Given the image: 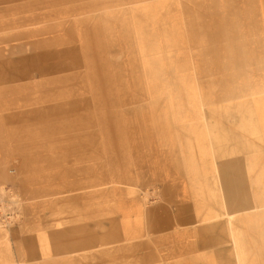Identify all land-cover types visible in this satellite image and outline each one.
<instances>
[{
	"label": "rangeland",
	"instance_id": "1",
	"mask_svg": "<svg viewBox=\"0 0 264 264\" xmlns=\"http://www.w3.org/2000/svg\"><path fill=\"white\" fill-rule=\"evenodd\" d=\"M263 15L264 0H0V200L17 214L0 226L3 264H30L18 241L43 236V216L56 229L58 203L108 191L115 209L123 188L151 205L138 166L150 165L149 134L161 141L174 125L176 84L194 98L195 83L199 96L200 83L239 72L240 30ZM244 240L238 264L261 260Z\"/></svg>",
	"mask_w": 264,
	"mask_h": 264
},
{
	"label": "crops",
	"instance_id": "2",
	"mask_svg": "<svg viewBox=\"0 0 264 264\" xmlns=\"http://www.w3.org/2000/svg\"><path fill=\"white\" fill-rule=\"evenodd\" d=\"M244 23L239 72L200 83L199 96L195 83L193 127L165 123L163 147L157 135L147 137L150 165L138 167L152 180L151 205L123 188L115 209L108 191L99 203L91 196L58 203L56 229L43 216V236L18 241L30 264H238L234 244L242 250L244 234L254 254L264 250V15ZM229 38L221 48L231 47ZM141 223L153 240L142 238ZM260 259L253 263L264 264L263 252Z\"/></svg>",
	"mask_w": 264,
	"mask_h": 264
},
{
	"label": "bare ground",
	"instance_id": "3",
	"mask_svg": "<svg viewBox=\"0 0 264 264\" xmlns=\"http://www.w3.org/2000/svg\"><path fill=\"white\" fill-rule=\"evenodd\" d=\"M145 8H149V6L147 5ZM173 98V107L175 108L173 121L181 125L183 129H187L186 125L187 127L192 128L193 125L191 124H194V98L193 94L191 96L184 80H181L176 84V91L174 92ZM184 106L187 107V109H184Z\"/></svg>",
	"mask_w": 264,
	"mask_h": 264
},
{
	"label": "built area",
	"instance_id": "4",
	"mask_svg": "<svg viewBox=\"0 0 264 264\" xmlns=\"http://www.w3.org/2000/svg\"><path fill=\"white\" fill-rule=\"evenodd\" d=\"M2 202L0 200V226L3 227H7L8 225H10L14 218L17 216V214H15V211H10L9 207H7V211H3L2 208Z\"/></svg>",
	"mask_w": 264,
	"mask_h": 264
}]
</instances>
